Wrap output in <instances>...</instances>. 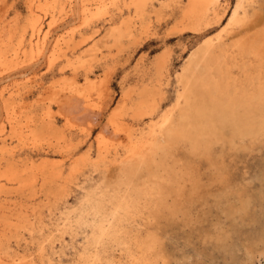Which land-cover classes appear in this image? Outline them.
<instances>
[{"label": "rangeland", "instance_id": "374dc122", "mask_svg": "<svg viewBox=\"0 0 264 264\" xmlns=\"http://www.w3.org/2000/svg\"><path fill=\"white\" fill-rule=\"evenodd\" d=\"M31 1L0 0V179L8 182L11 175L6 173L12 166L23 175L37 170L33 184L20 186L12 181L6 189L0 188V264H19L21 258L39 260L46 255L56 264H76L86 251L88 235L70 233L76 215H67L69 211L80 204L86 188L95 182L117 181L136 140L147 137L163 114L174 107L187 60L206 39H217L221 52L243 35L251 37L264 30V0H244L248 18L246 24L236 26L227 23L240 0H218V18L200 31L189 28L191 18L186 11L190 0H142V4L141 0L133 1L137 4L132 0H78L79 8L76 0ZM75 5L80 19L70 17ZM35 18L39 33L33 32L29 23ZM230 40L234 42L230 44ZM90 78L94 82L86 83ZM237 146L221 150L222 145L216 144L215 151H224L219 154L224 161L222 174L230 170L225 183L213 178L207 159L191 156L193 170L201 168L200 177L203 175L207 185L201 188L200 198L187 204V218L162 220L158 225L169 264H264V244L255 243L264 228V145L252 149ZM44 160L53 166L50 173L46 167L39 170ZM220 194L222 200L216 198ZM223 196H229L230 201ZM240 197L252 200L245 217L231 214L232 208L223 203L236 205ZM248 247L253 252L249 253ZM107 249L105 257L130 264L126 250L114 244H108Z\"/></svg>", "mask_w": 264, "mask_h": 264}, {"label": "bare ground", "instance_id": "6f19581e", "mask_svg": "<svg viewBox=\"0 0 264 264\" xmlns=\"http://www.w3.org/2000/svg\"><path fill=\"white\" fill-rule=\"evenodd\" d=\"M77 1L78 0H76L75 2ZM133 1L135 0H132V2ZM143 1L141 0L140 3L141 2L143 3ZM171 1L178 2L179 0H170L169 2ZM217 2L218 0H190L188 9L186 11V15L189 18H191V25L189 26V28L200 31L201 29L204 28V26H208L210 24L211 19L218 18ZM79 3L80 2L78 1V5L76 4L78 8H79ZM133 3L137 4L138 2H133ZM42 4L44 5V3ZM46 5L47 3L45 4V6ZM76 5L74 6V8L71 9L73 13L70 14L72 15L70 16L71 19L73 17L77 18V16H79L80 19V15H79L80 11L76 7ZM251 6L249 7L253 8ZM234 8L235 9L234 11L232 10L233 11L231 12L232 15L230 16V19L227 24L230 26L246 24V19L248 18V15L247 12L244 11L245 8H247L244 5V0L238 1L236 7L234 6ZM241 10L242 13H240ZM209 11H212L214 13V16L212 18L210 17L211 15ZM143 13L144 12H142V14ZM33 15H34L33 17L38 16V15L35 16V14ZM37 21L38 19L35 18L31 22L29 21V23L31 27H33V32L38 31L39 33L41 32L40 31L41 27H39ZM11 23L12 22H10V24ZM131 25H133L132 22ZM129 29L131 28L129 27ZM224 29H226V27ZM46 30L48 31V29ZM130 34L132 33L130 32ZM219 38L220 39L222 38L220 34H219ZM134 40H137V36L136 39ZM216 40H214L213 37H209L205 41L203 40L204 43L190 55V57L187 60L186 69L179 80L180 89L174 107H172V109H170L169 111L163 114L161 121L158 123L156 127L151 129L147 137H141L140 139L136 140L134 146L135 148L132 149L133 150L132 154L130 156H127L126 161L124 162V164L121 165V171L119 173L117 181L116 182L111 181L108 183L95 182L92 188H86V192L82 197L80 204L78 206H75V209H73L74 211L71 210L67 214V215H71V212H73L74 213L73 215H76V218L71 220V224H74V226L70 228L69 230L70 233H72V235H77L80 232H83L88 235L87 237L85 236L87 238V243H88V245L85 246L86 251H84L82 255H80V261L79 263L76 264H118L116 260L115 261L110 260L108 257H105L103 255L105 252H108L107 249L108 244H114L119 249L126 250V254L128 255V257H131L130 264H169L166 259V253L164 250L163 242L161 240V236L159 235L158 232L159 229L158 225L162 220L169 221V220H174L176 218L180 219L181 216H183L182 218H187L188 215L186 214L189 210L187 204L192 203L196 197L200 198L202 194L201 188L204 185L205 186L207 185L206 183L203 182V178H202L203 175L200 177L201 168L200 169L198 168L199 169L198 171L193 170L195 166L193 167V165L191 164V159H192L191 156L197 155L202 157L203 160L207 159V161L209 162L208 164L211 165L210 168L213 169L212 172L213 178H215L219 182L225 183V181L228 180L227 176L225 175L226 171H230V170H225V174L223 172L224 174L223 175L222 169H220L221 165H223L224 162L220 160V155L222 152H224L221 151L223 150V148L226 149L227 147V149L230 148L232 149L233 147L236 148V146L238 145L244 149H252V147L254 146L259 147L258 145H264V30L258 32L257 34L254 33V35L251 37H247L243 35L232 45V47H230L229 50H223L221 52H218L219 44L218 41ZM132 41L133 40H131V42ZM40 42L43 43L41 40ZM233 42L234 41H232L230 44H232ZM36 43H37L36 46H38L39 43L38 42ZM5 44H7V42ZM11 44L12 43H10L9 46ZM39 47L37 49H39ZM4 49L2 50L5 51L6 49L5 50ZM24 49L22 50L24 51ZM46 49L47 48H45L44 50L46 51ZM32 59H34V57ZM51 60L54 59L52 58ZM25 62L23 63L25 64ZM33 63H35V61ZM49 64L51 63L49 62ZM29 66L32 67V65ZM15 80L17 81V79ZM66 81L67 80H65V82ZM20 82H18V84H20ZM87 82L91 84V82H94V79L90 78L86 81V83ZM21 85H19V87ZM81 89H82V85H81ZM61 90L64 92L63 89ZM10 98H14V97L12 96ZM76 101L79 102V99ZM3 105L1 104V106ZM153 107H151V112ZM8 111L9 110H7V112ZM41 118H42L41 125L42 128H44L46 123L44 122L43 117ZM112 122L114 123V121ZM36 123L35 125L37 126V128H39L38 127L39 125ZM49 123L48 125H51ZM115 123H117L116 120ZM115 128L117 129V127ZM21 137L23 136L21 135ZM216 144L222 145L220 150L221 153H219L217 149L215 151ZM131 147L133 148V146ZM236 150L238 151L240 149L238 148ZM3 151L5 153L7 152L9 153L8 149L5 147L3 148ZM237 151L234 153L236 154ZM228 153H230V151ZM231 156L232 155H230V158ZM50 163L51 162H49L48 160H44L40 162V167L42 166V169L39 170L43 171V169L46 167L47 173H50V171L53 169V166L51 168L49 167ZM195 163L198 162L196 161ZM205 164H207V162ZM228 164L230 165V162ZM231 167L229 166V168ZM224 168L225 167H223V169ZM261 168L259 167V169ZM143 169H145L146 172H144V174L143 173L141 174V171ZM32 171L29 174L27 173L28 175L27 174L23 175L21 174V172L18 173L15 170V168L12 166L10 171L8 170L6 173V174L10 173L11 176H9L6 180L9 182V184L12 181L20 182L19 183L20 186L33 184L37 179L36 177L37 174L34 173L37 170L33 169ZM28 179H31L33 181H28ZM0 181H1L0 188L6 189L8 186V182L2 183L4 181H2L1 179ZM45 182H48L46 178H45ZM228 182L229 181H227V183ZM247 182L249 181L247 180ZM211 189L209 191H211ZM218 189L216 190L219 193ZM208 197L209 196H207V198ZM221 197L222 195L220 194L217 195L216 198L221 199ZM223 197L225 198V200H229L230 198L229 196H223ZM238 199H239V203L236 205H233L231 203L228 205L226 204L227 202H223V203L227 205V208L229 209L232 208L229 211L231 214L239 213L240 215H243L245 217L249 213V209H250L249 206L252 200L244 197H240ZM1 209L2 208L0 206V214H3ZM251 209L254 210V213L256 212L255 209L253 208ZM248 216H250V214ZM254 216L256 217V214ZM165 224L168 226L167 223ZM135 227L136 230L134 231ZM151 227H153L154 229L151 230ZM161 234L163 236V234L165 233H161ZM256 242H260L264 244V228L261 230V232H259L255 243ZM248 248H249V253L253 252L254 249L252 250L250 247ZM13 260L15 261L16 259ZM20 262L21 263L19 264H56V262H54L49 255H46L44 258L42 257L39 260L32 258L28 260H24L21 258ZM124 264H129V263L125 262Z\"/></svg>", "mask_w": 264, "mask_h": 264}]
</instances>
